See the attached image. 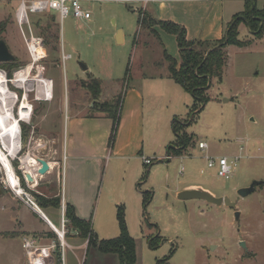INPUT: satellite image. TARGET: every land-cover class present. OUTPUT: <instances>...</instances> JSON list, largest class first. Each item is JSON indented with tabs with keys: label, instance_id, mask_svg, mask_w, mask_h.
I'll return each instance as SVG.
<instances>
[{
	"label": "rangeland",
	"instance_id": "rangeland-1",
	"mask_svg": "<svg viewBox=\"0 0 264 264\" xmlns=\"http://www.w3.org/2000/svg\"><path fill=\"white\" fill-rule=\"evenodd\" d=\"M243 3L237 1L233 4L235 9H241L240 18L246 12ZM263 3L259 0L258 6L262 7ZM18 5L19 0H0V38L15 56L14 62L0 64V70L3 71L4 67L14 71L7 83L9 90L18 96L12 104L15 114L25 90L14 84V77L32 63L24 35L15 21ZM86 5L93 12L90 22H79L70 16L62 23L54 12L31 17L34 35L44 39L47 56L32 74L37 75L41 70L44 78L51 82L52 93L48 100L39 99L37 81L27 83L31 89L27 94L33 105L32 119L26 130L29 138L24 147V132L20 131L22 147L13 161L14 165L17 162V169L24 178L21 160L25 156L42 158L53 164L54 169L41 176L36 187L26 181L25 190L35 199V193L49 198L61 197V209L45 210L61 230L65 189L63 185L62 191L59 182L58 163L63 166L69 113L80 111L83 115H90L96 111L87 84L94 78L105 80L101 102L120 96L124 100L129 86L146 75L164 72L161 43L139 25V13L123 3L91 2ZM139 11L143 21L147 9ZM244 24L238 27L239 39L247 45L226 47L228 63L223 80L213 79L207 92L209 102L205 107L201 105L203 110H195L200 105L181 86L159 90L164 103L158 104L155 111L159 119L148 121L145 150L152 164L143 166L136 186L142 192L143 209L139 211V207L131 204L130 211H125L132 232L139 236L137 239L132 236L138 243L137 264H264V184L246 198L238 194L239 189L254 181H264V30L260 34L252 33ZM25 31L28 34L27 28ZM119 31L125 32L123 43L117 42ZM63 50L73 54V59L66 65ZM81 64L88 68L87 72ZM176 88L181 96L171 93ZM170 97L174 101L172 104L169 103ZM171 113L176 115L169 116ZM150 116L148 114L147 118ZM181 135L190 136L191 141L181 156H177L174 149L181 147ZM154 137L157 140L152 142ZM201 141L208 143L207 152L199 148ZM169 152L172 155L170 160L166 158ZM205 155L227 156L230 160L240 157V160L227 180L218 177L215 169L208 168ZM182 166L185 172L180 174ZM113 172L114 165L107 164L102 174L100 194V208L109 195L113 211L109 209L100 213L119 227L118 210L121 206L126 207L121 200L128 186L127 182L121 181L114 187L113 182L117 179ZM4 177V173H0V191L18 198L8 184L3 183ZM189 183L202 185L217 197L229 196L238 201L240 220L236 221L234 209L226 206L218 207L197 200L180 201L178 190ZM149 192L153 197L145 206L144 194L149 198ZM18 200V211L14 214L0 198V264H28L23 239L30 234L35 235L33 237L38 238L41 245L53 242L61 245L54 230L44 236L40 232L31 233L51 230L38 222L35 215L22 210L26 204ZM67 233L66 225V236ZM90 262L91 254L88 264Z\"/></svg>",
	"mask_w": 264,
	"mask_h": 264
},
{
	"label": "crops",
	"instance_id": "crops-1",
	"mask_svg": "<svg viewBox=\"0 0 264 264\" xmlns=\"http://www.w3.org/2000/svg\"><path fill=\"white\" fill-rule=\"evenodd\" d=\"M237 1H243V6L246 8V3L249 0H162L150 3L147 6V13L154 20L174 22L181 25L187 30V37L190 41L217 43L224 39L229 25L235 16L241 12V9H235L236 6L233 5ZM155 30L158 32L161 42L153 36L159 43H162L160 45L163 49V58L165 47L168 53L171 52L172 55L169 54L180 64L181 55L176 37L159 26L155 27ZM122 33L121 43L126 38L125 32ZM162 66L164 72L146 75L139 82L127 88L121 107L120 125L112 148L109 147L114 128V120L111 117L98 112L90 115H83L80 111L69 113L68 138L65 141L63 166L61 167V164L58 163L60 165L59 182L62 191L63 185L65 189L63 192V205L66 208L67 204H70L79 219L91 221L92 231L96 235L97 242L114 239L120 235V227L115 226L111 221L109 222V219L100 213L101 211H109L113 206V203L110 202L112 199L110 200L109 195H107L100 208L102 174L107 164L109 166L114 165L113 173L115 174V180L117 179L113 182L114 187H117V183L119 184L121 181L127 182V193L124 199L121 200L126 205L125 210L130 211L131 204L135 208L139 207V211L143 209L142 192L136 186L143 166L147 165L145 160H151L145 155L148 121L159 119L155 111L158 104L164 103V97L159 90H165L168 87L175 88V85L180 86L171 78L169 63L165 58ZM100 80L102 81L103 93L105 80ZM117 81L114 80V82ZM114 85L119 87L118 83H114ZM171 93L181 96L177 88ZM101 98L103 99L102 96ZM173 102L172 97H170L169 103L172 104ZM148 114L151 115L149 118H147ZM171 115H176V113H171L169 116ZM155 139L156 137L151 139L152 142ZM178 149L180 148L177 147L176 150ZM168 157H172L171 152L167 154L166 158L168 159ZM48 163L50 165L48 173H50L54 166L51 162ZM120 175L121 179H119ZM38 183L39 181L36 186ZM193 187L203 186L189 183L184 184L178 191ZM110 195L112 196V194ZM54 197H57V195H54ZM0 198L6 201L7 209L12 213L15 214V211H18L19 200L12 193L0 191ZM35 201L37 202L36 199ZM52 208L54 207L41 208L39 206V210L35 212L29 206L23 205L22 210H27L35 215L38 222L47 225L51 230L47 232L35 230L31 233L40 232L44 236L53 233L52 230L55 231V228L61 230L45 213L46 209ZM111 211L113 210L111 209ZM126 218H128L127 213ZM68 224L69 222L67 223L69 235L67 241H65L67 246L65 248L64 264H88L90 254L91 262L89 264H121L118 255L102 253L98 245L89 247V241L80 237L79 232L70 228ZM127 225L129 226L130 235L137 239L138 234L132 232L129 223ZM29 236L35 235L30 234ZM136 246L138 262V243H136ZM92 248L94 249L92 250ZM61 251L59 248V251L53 254L49 264H63L61 262Z\"/></svg>",
	"mask_w": 264,
	"mask_h": 264
},
{
	"label": "trees",
	"instance_id": "trees-1",
	"mask_svg": "<svg viewBox=\"0 0 264 264\" xmlns=\"http://www.w3.org/2000/svg\"><path fill=\"white\" fill-rule=\"evenodd\" d=\"M259 0H249L246 3V12L241 15L235 16L232 23L229 25L224 39L217 43L204 42V41H190L187 37V30L181 25L168 22L154 20L148 13H144V19L141 20L139 14V25L143 29L152 33L161 42L155 26L176 37L178 47L181 55V63L178 62L168 53L164 48V58L169 63V70L171 78L179 84L187 93H190L198 106L195 110H203L205 105L209 102L207 96L208 90L212 87L213 79L220 82L223 80L224 70L228 63V55L225 51L227 46L244 47L247 44L239 39L238 27L241 23L245 22L250 28L252 33L260 34L264 30V3L258 6ZM263 2V1H262ZM254 7V9H253ZM53 39H57L53 37ZM162 44V43H161ZM6 70L13 77V70ZM87 87L92 92L93 102L96 105V113L107 114L114 120V128L112 136L109 141V147L112 148L118 127L120 125V115L122 107V96L115 100L100 101L102 95V81L100 79H92V83H88ZM197 105V104H196ZM201 105L204 107L201 108ZM94 116V115H92ZM22 131L25 132L28 125L25 123L20 124ZM178 132V130H176ZM191 141L188 135H181L179 138L180 149H174L177 155H181ZM15 169L21 178L22 188H26V180L21 171L17 169V162ZM151 197L144 194V204L152 199L153 194L149 192ZM36 200L41 208L54 207L61 209L62 199L58 197H45L35 193ZM125 207L121 206L118 210V222L120 227V235L117 238L103 241H96V235L92 231L91 221L81 220L77 217L73 206L67 204L65 208V217L69 221L70 228L79 232V236L89 241V247L98 245L102 253H112L119 256L121 264H136L137 263V246L135 239L130 235L129 228L126 221ZM69 233H67L68 237ZM152 245V244H151Z\"/></svg>",
	"mask_w": 264,
	"mask_h": 264
},
{
	"label": "built area",
	"instance_id": "built-area-1",
	"mask_svg": "<svg viewBox=\"0 0 264 264\" xmlns=\"http://www.w3.org/2000/svg\"><path fill=\"white\" fill-rule=\"evenodd\" d=\"M162 0H19V5L17 7L15 13V21L20 27L24 39L31 55L32 62L40 63L47 56L45 53V41L43 38L37 37L34 35L33 26H32V15H44L51 12H54L59 15L62 23L64 20L70 16L75 18L79 22H90L93 19L92 10L86 5L87 3H104V2H115V3H123L130 6L134 11L140 14L141 9H147V6L152 2H157ZM264 1V0H261ZM142 15V14H141ZM142 17V16H141ZM144 17V14H143ZM25 28L28 30V34H26ZM29 35V36H27ZM64 65L71 59H73V54L66 53L65 50L62 52ZM37 60V61H35ZM5 75L7 73L4 71ZM22 123L29 124L30 122ZM21 123V124H22ZM22 128V126H21ZM199 148L203 152H207L209 150L208 143L201 141L199 143ZM207 166L210 169H215L217 172V176L223 179L229 180L234 171V167L237 162H239L240 157H235L233 160H230L227 156H210L206 155ZM171 159V157H168ZM15 159H12V164ZM147 165L152 163L151 160H145ZM14 166V164H13ZM41 165H39V168ZM15 169V167H14ZM15 172L17 174L19 180V186H22L21 178L18 175L16 169ZM185 172V167L182 166L180 169V174ZM0 173H3L0 169ZM26 178V177H25ZM26 180V179H25ZM3 183L5 182V177L2 179ZM23 187V186H22ZM15 195L22 200L27 206H29L33 211L37 212L39 209L38 203L35 201L33 196L29 194L25 188H23V193H16L13 189H11ZM69 221L65 217V205H63V213H62V234H58L59 239L61 240V245L56 244L55 242L51 243V245H41L39 243L38 238L33 236H26L23 239V249L25 250L28 264H49L50 258L57 251L59 247H61V262L64 264L65 262V236H66V225Z\"/></svg>",
	"mask_w": 264,
	"mask_h": 264
},
{
	"label": "bare ground",
	"instance_id": "bare-ground-1",
	"mask_svg": "<svg viewBox=\"0 0 264 264\" xmlns=\"http://www.w3.org/2000/svg\"><path fill=\"white\" fill-rule=\"evenodd\" d=\"M37 61V60H35ZM37 63H30L24 70L15 74L14 84L17 87L25 90L23 99L20 102L19 109L15 114L12 110V104L18 98L16 93L9 90L7 76L4 70H0V169L4 173L5 182L16 193H23L22 186H19V180L11 159L16 157L22 147L21 141V123L29 122L32 119L33 105L29 101L28 92L31 90L27 87L29 81H37V98L48 100L51 97L52 88L51 82L46 80L41 70L38 74L33 76V70L37 68ZM38 158L31 155L22 158L21 169L24 173H31L36 183L32 185L35 187L39 181L40 175ZM39 210V209H38ZM56 232L62 234V230L55 228Z\"/></svg>",
	"mask_w": 264,
	"mask_h": 264
},
{
	"label": "water",
	"instance_id": "water-1",
	"mask_svg": "<svg viewBox=\"0 0 264 264\" xmlns=\"http://www.w3.org/2000/svg\"><path fill=\"white\" fill-rule=\"evenodd\" d=\"M122 37H123L122 31H119V34L117 36L118 43L122 42ZM14 61H15V56L11 53L7 43L3 39L0 38V64L11 63ZM81 65L83 66L84 71L88 70L86 66H84L83 64ZM7 78L11 80L12 76L8 74ZM28 138H29L28 134H26V131H25L23 134L24 147L27 146ZM37 160L39 164L41 165L38 173L40 175H46L50 171L49 163L45 159H42V158H38ZM25 177L28 183H31V184L36 183V180L34 179L31 173H26ZM262 184H264V181H254L250 186L239 189L238 194L240 195L241 198H246L249 195H251L253 192H255L257 187ZM177 198L180 201H196L197 200V201H205L209 204L216 205L218 207L226 206L228 208L235 210L236 221H239L241 217V212L238 210V201H233L229 196L217 197L210 190H207L203 187H193V188L182 190L177 194ZM241 244L244 245L243 242Z\"/></svg>",
	"mask_w": 264,
	"mask_h": 264
},
{
	"label": "flooded vegetation",
	"instance_id": "flooded-vegetation-1",
	"mask_svg": "<svg viewBox=\"0 0 264 264\" xmlns=\"http://www.w3.org/2000/svg\"><path fill=\"white\" fill-rule=\"evenodd\" d=\"M235 211V210H234Z\"/></svg>",
	"mask_w": 264,
	"mask_h": 264
}]
</instances>
